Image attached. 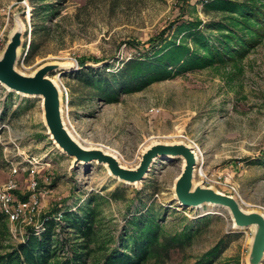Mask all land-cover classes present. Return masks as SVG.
Listing matches in <instances>:
<instances>
[{
	"label": "rangeland",
	"instance_id": "1",
	"mask_svg": "<svg viewBox=\"0 0 264 264\" xmlns=\"http://www.w3.org/2000/svg\"><path fill=\"white\" fill-rule=\"evenodd\" d=\"M209 1L64 0L57 3L58 14L37 17L34 24L29 0H0V54L21 20L26 48L20 49L17 67L32 73L47 61L61 64L51 76L62 88L64 121L80 142L103 146L135 167L149 144L185 141L200 155L195 182L234 194L244 208L264 212V32L246 30L255 41L242 56L182 71L115 102L91 94L76 76L82 59L92 67L110 63L117 69L133 53L128 41L145 42L175 20L196 18L205 24L220 19L204 10ZM30 43L35 53L28 56ZM97 58L102 60L95 62ZM72 161L48 133L42 98L9 91L0 83V184L15 177L23 195L32 193L29 183L35 177L39 217L55 204L77 209L90 194L108 195L117 188L126 199L102 204L105 223L119 226L155 203L168 231L186 223L199 230L189 247L161 264H191L215 246L216 264H248L252 227H232L223 207H184L175 199L182 158L158 157L139 184L124 183L96 160L77 166ZM39 217L9 221L10 241L23 240L29 226L41 223Z\"/></svg>",
	"mask_w": 264,
	"mask_h": 264
},
{
	"label": "trees",
	"instance_id": "2",
	"mask_svg": "<svg viewBox=\"0 0 264 264\" xmlns=\"http://www.w3.org/2000/svg\"><path fill=\"white\" fill-rule=\"evenodd\" d=\"M59 1L64 0H29L34 24L37 17L50 19L58 14ZM204 7L207 13L216 12L221 18L205 24L196 18L175 20L145 42L128 41L133 53L117 69L110 63L92 67L82 59L76 76L91 94L115 102L125 93L142 90L182 71L242 56L245 46L255 41L246 30L264 32V0H210ZM34 50L35 44L30 43L27 55H33ZM16 193L20 199L31 194ZM120 199L126 197L116 188L108 195L90 194L77 209L55 204L41 213L40 232L29 226L23 240L15 243L10 241L8 217L0 210V264H161L174 251L189 247L199 232L188 223L177 231H168L165 219L160 217L161 206L155 203L125 217L119 226L105 223L102 204ZM58 213L59 218L55 217ZM216 249L191 264H216Z\"/></svg>",
	"mask_w": 264,
	"mask_h": 264
},
{
	"label": "water",
	"instance_id": "3",
	"mask_svg": "<svg viewBox=\"0 0 264 264\" xmlns=\"http://www.w3.org/2000/svg\"><path fill=\"white\" fill-rule=\"evenodd\" d=\"M26 30L25 24L18 20L0 54V83L9 91L42 98L43 117L48 133L62 152L72 157L73 166L96 160L105 164L110 174L124 183L139 184L146 178L158 157L182 158L183 169L176 178L173 188L174 197L178 203L184 207H202L210 204L227 209L232 218V227L253 228L247 256L248 264H263L264 212L257 209L248 210L244 208L236 195L221 191L212 185H206L204 182H195L199 158L192 145L185 141L153 142L144 149L139 163L135 167H129L123 164L114 152L103 146H89L80 142L64 121L62 88L51 76V73L61 64L47 61L39 65L32 73H25L17 67Z\"/></svg>",
	"mask_w": 264,
	"mask_h": 264
},
{
	"label": "built area",
	"instance_id": "4",
	"mask_svg": "<svg viewBox=\"0 0 264 264\" xmlns=\"http://www.w3.org/2000/svg\"><path fill=\"white\" fill-rule=\"evenodd\" d=\"M32 163V161H29ZM18 169L14 167L13 173ZM34 172V170H33ZM18 181L15 177L0 184V210L5 213L9 221L13 224L18 222L32 221L34 217L40 216V202L38 180L34 177L30 180L29 188L32 193L27 199H20L16 193ZM61 217V214L59 213ZM42 223H38L34 228L36 233L40 232ZM43 228V227H42Z\"/></svg>",
	"mask_w": 264,
	"mask_h": 264
},
{
	"label": "bare ground",
	"instance_id": "5",
	"mask_svg": "<svg viewBox=\"0 0 264 264\" xmlns=\"http://www.w3.org/2000/svg\"><path fill=\"white\" fill-rule=\"evenodd\" d=\"M197 156H198V158L200 157V155H199V153H198V151H197ZM202 174L204 175V173L202 172ZM214 206H216V207H221V206H218V205H214ZM9 220V219H8Z\"/></svg>",
	"mask_w": 264,
	"mask_h": 264
}]
</instances>
